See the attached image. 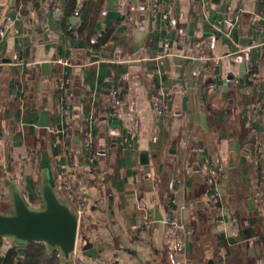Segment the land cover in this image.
<instances>
[{
	"label": "crops",
	"instance_id": "crops-1",
	"mask_svg": "<svg viewBox=\"0 0 264 264\" xmlns=\"http://www.w3.org/2000/svg\"><path fill=\"white\" fill-rule=\"evenodd\" d=\"M121 2L97 47L107 0H0V214L15 193L42 210L48 183L67 203L74 182L78 245L101 251L79 264H264V0ZM19 247L3 238L0 264Z\"/></svg>",
	"mask_w": 264,
	"mask_h": 264
},
{
	"label": "water",
	"instance_id": "water-1",
	"mask_svg": "<svg viewBox=\"0 0 264 264\" xmlns=\"http://www.w3.org/2000/svg\"><path fill=\"white\" fill-rule=\"evenodd\" d=\"M36 4L38 0H31ZM45 2L46 0H42ZM79 2L83 0H78ZM122 4L121 0H107V15L103 21L104 28L113 25L114 21L122 18V13L118 7ZM71 22H77L72 18ZM43 68H48V63H44ZM42 128H50L47 113H42ZM147 156L146 152L142 153ZM147 163L146 161H144ZM231 163L230 166H233ZM45 207L42 210L31 209L19 193L13 196L14 212L11 215L0 214V237L13 239L21 245L17 249L19 260L24 261L27 253V246L34 243H43L50 249L59 251L62 264H74L72 254L80 251L81 256L89 259H98L100 250L87 240H82L78 245L79 216L62 201L55 188L50 184H45L42 188ZM157 220H162L157 218ZM78 251V252H79ZM77 263L81 259L77 258Z\"/></svg>",
	"mask_w": 264,
	"mask_h": 264
},
{
	"label": "built area",
	"instance_id": "built-area-1",
	"mask_svg": "<svg viewBox=\"0 0 264 264\" xmlns=\"http://www.w3.org/2000/svg\"><path fill=\"white\" fill-rule=\"evenodd\" d=\"M106 15H107V10L103 11L102 13L103 17H106ZM129 21L130 22L134 21V18L130 16ZM5 32L6 31L4 29H0V37H3L5 35ZM210 47H211L210 41H202L199 45V49L201 48L208 49ZM198 60L202 63H206L213 59L209 54H202V55H199ZM59 62L62 63V61H59ZM63 64H66V63H63ZM112 95L116 98L120 95V91L115 90L113 91ZM151 100L156 110L159 113H162L165 108V105H164L165 101H164L163 95L155 92L152 94ZM85 141H87V138L85 139ZM224 169L225 168L223 166H216L209 171L208 181H209V186L211 188L217 189L219 182L221 180L222 174L224 172ZM261 185L262 184H260L259 192L257 193V196H256V202L260 208H263L264 207V188ZM63 189L65 191V200L69 204V206L75 207L78 216L83 214L86 205H85L83 195L80 189L78 188V186L74 182H68L64 185ZM210 198H211L212 203L214 205H217V203L219 202L218 193L216 192V193L211 194ZM76 256H77V252L73 253L71 257L72 260L74 261V264H78ZM170 259L172 263H174L173 255H170Z\"/></svg>",
	"mask_w": 264,
	"mask_h": 264
},
{
	"label": "trees",
	"instance_id": "trees-1",
	"mask_svg": "<svg viewBox=\"0 0 264 264\" xmlns=\"http://www.w3.org/2000/svg\"><path fill=\"white\" fill-rule=\"evenodd\" d=\"M25 3L29 2V0H24ZM76 0H72V5L69 7L67 10L68 13H74L76 9ZM96 4H90V10L93 11L96 9L97 6ZM84 8H80L77 10L75 13L78 14L81 12ZM93 27L94 23L91 24V26L85 24L81 27L80 32L83 34L87 32L89 35V38L91 42H93V37H95V40L93 43V46H101L107 42L109 39L111 32H112V27L108 28L106 32L103 34H93ZM93 34V37H92ZM3 247V238L0 237V251ZM60 253L58 251H54L52 253H48L46 247L42 243H34L31 245V247L28 248V252L26 255L25 261L21 262L20 264H62L61 263V256L59 255ZM17 256V252L15 249L10 251L9 254V261H13V258ZM13 264V263H12Z\"/></svg>",
	"mask_w": 264,
	"mask_h": 264
}]
</instances>
